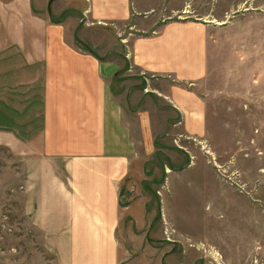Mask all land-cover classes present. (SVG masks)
<instances>
[{
    "label": "rangeland",
    "instance_id": "rangeland-1",
    "mask_svg": "<svg viewBox=\"0 0 264 264\" xmlns=\"http://www.w3.org/2000/svg\"><path fill=\"white\" fill-rule=\"evenodd\" d=\"M54 1L81 50L130 57L135 21L106 26L87 17L91 0ZM132 1L147 25L207 27L209 72L198 90L207 123L197 139L178 136L175 123H152L154 151L140 153L138 173L123 188L120 263L264 264V0ZM118 76L115 94L128 90L138 107L171 119L154 77L128 60ZM7 109L11 123L1 126L26 124L22 110ZM29 147L0 140V264H58L26 196Z\"/></svg>",
    "mask_w": 264,
    "mask_h": 264
},
{
    "label": "crops",
    "instance_id": "crops-1",
    "mask_svg": "<svg viewBox=\"0 0 264 264\" xmlns=\"http://www.w3.org/2000/svg\"><path fill=\"white\" fill-rule=\"evenodd\" d=\"M91 1L93 21H135L130 57L81 50L54 0H0V123H11L7 107L27 118L0 125V140L30 145L26 196L58 264H121L123 188L138 173L140 155L154 151L152 123H175L186 139L206 132L198 90L209 72L207 27L186 20L147 25L132 0ZM127 60L158 81L162 88L153 93L171 119L138 107L128 90L113 92ZM33 117L37 126L29 124Z\"/></svg>",
    "mask_w": 264,
    "mask_h": 264
}]
</instances>
